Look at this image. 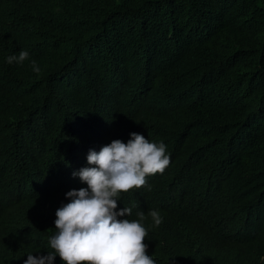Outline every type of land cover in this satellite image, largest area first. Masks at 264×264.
Returning <instances> with one entry per match:
<instances>
[{
	"label": "trees",
	"instance_id": "16d2710c",
	"mask_svg": "<svg viewBox=\"0 0 264 264\" xmlns=\"http://www.w3.org/2000/svg\"><path fill=\"white\" fill-rule=\"evenodd\" d=\"M132 133L170 157L117 201L155 264H264V0H0V264L52 251L73 173Z\"/></svg>",
	"mask_w": 264,
	"mask_h": 264
},
{
	"label": "clouds",
	"instance_id": "9594fccd",
	"mask_svg": "<svg viewBox=\"0 0 264 264\" xmlns=\"http://www.w3.org/2000/svg\"><path fill=\"white\" fill-rule=\"evenodd\" d=\"M28 58L29 53L22 50L8 56L7 63L23 64ZM32 69L40 71L35 61ZM166 144L132 133L126 144L115 140L99 152L90 151V167L73 173L87 188L69 191L66 199L70 202L55 213L56 234L48 240L52 251L39 257L29 254L24 264H53L57 256L62 264H155L146 254L145 213H137L139 220H129L132 208L116 209L121 193L143 187L147 176L162 174L169 166ZM147 215L154 226L162 223L159 210H150Z\"/></svg>",
	"mask_w": 264,
	"mask_h": 264
}]
</instances>
